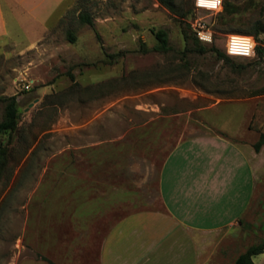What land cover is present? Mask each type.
<instances>
[{"label": "rangeland", "instance_id": "rangeland-1", "mask_svg": "<svg viewBox=\"0 0 264 264\" xmlns=\"http://www.w3.org/2000/svg\"><path fill=\"white\" fill-rule=\"evenodd\" d=\"M223 1L237 12L196 9L193 0H174L178 15L157 0H64L40 33L13 28L0 40V98L14 96L19 111L17 130L0 133V145L8 148L0 178V264H47L39 256L76 264L73 256H61L58 242L61 222L74 217L60 200L59 171L77 170L80 154L109 158L114 173L127 179L132 194L123 200L131 201V209L118 219L136 207L158 209L156 174L179 140H243L246 135L235 131L240 125L264 132L263 60L255 54L224 62L212 51L181 60L182 30L195 20L211 34L203 45L223 53L228 35H246L254 22L264 24V0ZM81 13L92 26L79 21ZM157 29L167 31L170 52L151 50ZM9 38L14 42L8 44ZM259 44L264 47V33ZM113 54L121 55L110 59ZM27 82L29 90L23 89ZM3 109L0 102V121ZM258 222L256 230L244 228L242 242L229 244L227 264L261 242L264 210ZM42 235L52 239L44 244Z\"/></svg>", "mask_w": 264, "mask_h": 264}, {"label": "crops", "instance_id": "crops-1", "mask_svg": "<svg viewBox=\"0 0 264 264\" xmlns=\"http://www.w3.org/2000/svg\"><path fill=\"white\" fill-rule=\"evenodd\" d=\"M63 1L0 0V40L13 28L40 33ZM235 131L247 138L179 140L156 174L158 209L136 207L118 219L131 209V201L123 200L132 194L127 179L114 173L109 158L77 156V170L59 171L60 200L74 212L61 222V256H73L76 264H227L229 244L243 241L244 228L256 230L264 210V145L259 152L253 148L260 132L248 125ZM41 238L46 244L52 236ZM261 255L254 264H264Z\"/></svg>", "mask_w": 264, "mask_h": 264}, {"label": "trees", "instance_id": "trees-1", "mask_svg": "<svg viewBox=\"0 0 264 264\" xmlns=\"http://www.w3.org/2000/svg\"><path fill=\"white\" fill-rule=\"evenodd\" d=\"M162 6H164L166 9H168L172 14L178 15V10L176 8V4L174 3V0H157ZM194 2V0H193ZM237 12V7L229 4L226 1H223V8L220 12L222 15L225 16H231ZM181 17H185L184 14H181ZM79 21L83 24H88L90 26L93 25V21L91 17L88 14L81 13L79 14ZM242 33V32H238ZM248 36H252L256 41L255 46V54L258 57V59L264 61V47L259 44V36L264 33V24L261 21L254 22L250 28L248 29V32H246ZM183 39L185 41V47L183 51L180 52L181 54V60L185 61L187 54L190 52L203 54L208 51H212L216 54V57L219 60H222L224 62H229L230 57L226 54V52H221L217 48H207L205 45H203L202 42H200L193 32L190 29V25H186L185 28L182 30ZM153 35L156 40V44L151 49L154 52L165 54L172 50L168 33L164 29H157L153 30ZM67 39L70 43H74L76 40V36L72 31L67 32ZM142 49L144 52H147V48L142 45ZM121 54H113L109 55L108 57L110 59H115L119 57ZM70 79L74 81V76L70 74ZM0 102L4 104L3 109V118L0 121V133H13L17 130L18 127V119H19V111H18V103L16 101V98L14 96L12 97H6V98H0ZM264 145V132H260L259 138L257 142L253 145V148L256 152H259L260 148ZM7 159H8V148L7 146L0 145V178L7 166ZM264 254V236L261 242L257 244H253L248 246L244 252H242L238 257L235 259L233 264H254L253 257ZM39 258L43 261L48 262L49 264H54L50 260L44 257Z\"/></svg>", "mask_w": 264, "mask_h": 264}, {"label": "clouds", "instance_id": "clouds-1", "mask_svg": "<svg viewBox=\"0 0 264 264\" xmlns=\"http://www.w3.org/2000/svg\"><path fill=\"white\" fill-rule=\"evenodd\" d=\"M196 7L214 9L217 12L222 10V0H195ZM199 38L203 41L211 42V34L198 33ZM255 44L251 37L231 36L227 47L228 55H238L250 57L255 55L253 49Z\"/></svg>", "mask_w": 264, "mask_h": 264}, {"label": "built area", "instance_id": "built-area-1", "mask_svg": "<svg viewBox=\"0 0 264 264\" xmlns=\"http://www.w3.org/2000/svg\"><path fill=\"white\" fill-rule=\"evenodd\" d=\"M194 5H195V8H196V9L207 10V11H210V12H213V13H219V12L222 11V10H221V11L217 12V11L214 10V9L198 8V7H196L195 0H194ZM222 8H223V0H222ZM190 29H191V31L193 32V34L195 35V37H196L200 42H202V43H208L207 41H203V40H201V39L199 38V35H198V33H204V34H206V35L210 33L209 30H207V27H206L205 23H203L201 20H195V22L191 24ZM231 36H237V37H251L252 40H253V42H254V44H255V46H256V41H255V39H254L252 36L231 34V35H228V36H227V39H226V43H225V52H226V54H227V47H228V44H229V38H230ZM253 51H254V53H255V48L253 49ZM227 55H228V54H227ZM228 56H232V57H242V58H250V57H253V56H255V55L250 56V57L238 56V55H228ZM30 86H31V83H30V82H27V83H25V84L23 85V89H25V90H29V89H30Z\"/></svg>", "mask_w": 264, "mask_h": 264}]
</instances>
